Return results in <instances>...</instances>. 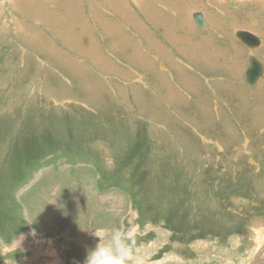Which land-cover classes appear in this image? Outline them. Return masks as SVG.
<instances>
[{
	"label": "rangeland",
	"instance_id": "obj_1",
	"mask_svg": "<svg viewBox=\"0 0 264 264\" xmlns=\"http://www.w3.org/2000/svg\"><path fill=\"white\" fill-rule=\"evenodd\" d=\"M250 53L264 0H0V264H84L116 228L128 264H264Z\"/></svg>",
	"mask_w": 264,
	"mask_h": 264
},
{
	"label": "clouds",
	"instance_id": "obj_2",
	"mask_svg": "<svg viewBox=\"0 0 264 264\" xmlns=\"http://www.w3.org/2000/svg\"><path fill=\"white\" fill-rule=\"evenodd\" d=\"M92 235L98 242L88 251L84 264H128L132 248L128 242L134 244L130 230L113 229L107 239L103 229H95Z\"/></svg>",
	"mask_w": 264,
	"mask_h": 264
},
{
	"label": "water",
	"instance_id": "obj_3",
	"mask_svg": "<svg viewBox=\"0 0 264 264\" xmlns=\"http://www.w3.org/2000/svg\"><path fill=\"white\" fill-rule=\"evenodd\" d=\"M231 3L233 5V2ZM192 17L200 30H205L207 28V20L201 10H195ZM235 34L240 42L251 51L259 47L263 42V39L257 33L249 29H237ZM261 78H264V62L257 55L250 53L248 55V64L245 71V81L250 85H255Z\"/></svg>",
	"mask_w": 264,
	"mask_h": 264
},
{
	"label": "crops",
	"instance_id": "obj_4",
	"mask_svg": "<svg viewBox=\"0 0 264 264\" xmlns=\"http://www.w3.org/2000/svg\"><path fill=\"white\" fill-rule=\"evenodd\" d=\"M239 10V9H238ZM237 10V11H238ZM202 11V10H201ZM194 12V11H193ZM193 12H192V14H193ZM203 13H204V15H205V17H206V14H205V12L204 11H202ZM193 19V18H192ZM206 20H207V17H206ZM195 23V22H194ZM233 23V22H232ZM196 25V24H195ZM197 27V26H196ZM198 28V27H197ZM199 29V28H198ZM245 46V45H244ZM256 49V48H255ZM249 50V49H248ZM254 50V49H253ZM252 50V51H253ZM250 51V50H249ZM209 52H211L212 53V50L211 51H209ZM258 53V52H257ZM262 61L264 62V58H262ZM246 67V68H245ZM244 67V75H245V71H246V69H247V65ZM231 74L233 75L234 74V72L232 71L231 72Z\"/></svg>",
	"mask_w": 264,
	"mask_h": 264
},
{
	"label": "bare ground",
	"instance_id": "obj_5",
	"mask_svg": "<svg viewBox=\"0 0 264 264\" xmlns=\"http://www.w3.org/2000/svg\"><path fill=\"white\" fill-rule=\"evenodd\" d=\"M37 262H39V261H37ZM50 263V262H49Z\"/></svg>",
	"mask_w": 264,
	"mask_h": 264
},
{
	"label": "flooded vegetation",
	"instance_id": "obj_6",
	"mask_svg": "<svg viewBox=\"0 0 264 264\" xmlns=\"http://www.w3.org/2000/svg\"><path fill=\"white\" fill-rule=\"evenodd\" d=\"M233 4H234V2H233Z\"/></svg>",
	"mask_w": 264,
	"mask_h": 264
}]
</instances>
